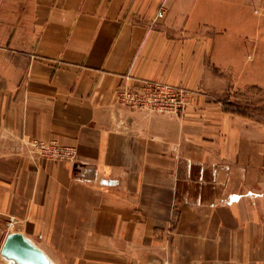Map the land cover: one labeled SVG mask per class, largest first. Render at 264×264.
I'll return each mask as SVG.
<instances>
[{
    "label": "crops",
    "instance_id": "obj_1",
    "mask_svg": "<svg viewBox=\"0 0 264 264\" xmlns=\"http://www.w3.org/2000/svg\"><path fill=\"white\" fill-rule=\"evenodd\" d=\"M252 2L0 0V249L21 232L54 264H264V124L221 102L223 71L261 80ZM145 81L190 91L185 115L118 103Z\"/></svg>",
    "mask_w": 264,
    "mask_h": 264
},
{
    "label": "built area",
    "instance_id": "obj_2",
    "mask_svg": "<svg viewBox=\"0 0 264 264\" xmlns=\"http://www.w3.org/2000/svg\"><path fill=\"white\" fill-rule=\"evenodd\" d=\"M157 16L163 18L164 11L160 10ZM190 91L179 87L170 86L162 82L145 81L139 86L122 88L119 90L118 102L122 105L137 108L153 115H167L182 117L186 107ZM38 152L43 157H66L73 152L67 149H57L54 145L44 142H33Z\"/></svg>",
    "mask_w": 264,
    "mask_h": 264
},
{
    "label": "rangeland",
    "instance_id": "obj_3",
    "mask_svg": "<svg viewBox=\"0 0 264 264\" xmlns=\"http://www.w3.org/2000/svg\"><path fill=\"white\" fill-rule=\"evenodd\" d=\"M251 14L254 29V39H252L251 42L255 49L261 50V60L256 67V69H260V73L257 72L259 76L261 75V80L256 85L244 86L243 84H239L240 82H237L238 77L236 75L234 76L223 71L222 74L226 82V92L225 95L221 97V102L227 111L238 113L246 118L248 117L258 123L264 124V0H253ZM251 57V55H247L245 58L246 60H252ZM184 115L185 114H183V116Z\"/></svg>",
    "mask_w": 264,
    "mask_h": 264
},
{
    "label": "water",
    "instance_id": "obj_4",
    "mask_svg": "<svg viewBox=\"0 0 264 264\" xmlns=\"http://www.w3.org/2000/svg\"><path fill=\"white\" fill-rule=\"evenodd\" d=\"M4 240L0 255L10 264H52L47 254L21 232L8 233Z\"/></svg>",
    "mask_w": 264,
    "mask_h": 264
},
{
    "label": "bare ground",
    "instance_id": "obj_5",
    "mask_svg": "<svg viewBox=\"0 0 264 264\" xmlns=\"http://www.w3.org/2000/svg\"><path fill=\"white\" fill-rule=\"evenodd\" d=\"M50 261H51L52 264H54L51 259H50Z\"/></svg>",
    "mask_w": 264,
    "mask_h": 264
}]
</instances>
